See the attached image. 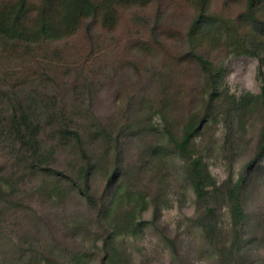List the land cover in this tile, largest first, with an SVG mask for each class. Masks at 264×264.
I'll list each match as a JSON object with an SVG mask.
<instances>
[{"label":"rangeland","instance_id":"1","mask_svg":"<svg viewBox=\"0 0 264 264\" xmlns=\"http://www.w3.org/2000/svg\"><path fill=\"white\" fill-rule=\"evenodd\" d=\"M133 2L127 0L117 6L106 19L81 17L68 37L42 42L31 59L32 73L53 75L51 79L45 77L48 86L41 88L48 98H54L55 103L66 98L69 107L74 99L90 102L97 116L115 132L127 128L123 139L131 158L124 187L126 192H141L151 203L138 216L141 236L119 240L122 264H218L194 219L198 207L196 195L182 174L185 161L166 142L165 132L171 123L175 133L181 135L191 116L199 113L203 117L212 89L209 75L189 52L188 31L197 16L201 17L202 50L217 70L223 103L207 118L206 134L198 138V152L218 184L228 179L235 182L255 159L257 168L246 175L242 192L248 214L244 228L253 243L246 244L243 252L247 254L246 264H264V108L260 73L264 25L249 15L248 0ZM258 8V15L264 19V0ZM42 40L35 37L32 43L37 45ZM21 63L18 60L12 65ZM235 100L236 107L232 106ZM39 110L45 117L44 108ZM226 121L232 126L230 142L226 139ZM94 147L101 150L98 143ZM161 148L168 162L154 157L153 150ZM73 161L70 151L62 150L55 165L69 168ZM155 199L160 200L161 207L157 224L153 218ZM26 205L28 214L0 215V229L9 237L27 244L32 241L26 235L32 231L31 222L42 226L49 221L54 231L48 235L61 236L90 218L95 228H87L86 233L84 226L75 244L96 251L98 211L88 209L79 198L66 200L65 204L37 199ZM35 205L39 218L31 221L29 214L33 215ZM220 214L221 225L227 230L231 221L227 205ZM169 239L176 241V253ZM95 259L94 264L104 263L97 256Z\"/></svg>","mask_w":264,"mask_h":264},{"label":"trees","instance_id":"2","mask_svg":"<svg viewBox=\"0 0 264 264\" xmlns=\"http://www.w3.org/2000/svg\"><path fill=\"white\" fill-rule=\"evenodd\" d=\"M126 1L0 0V215L25 212L26 204L30 206L37 199L65 204L66 200L72 201L76 197L88 209L98 211L99 232L94 252L75 244L84 226L86 233L87 228L91 231L95 228L96 223L90 218L76 223L61 236L48 235L54 231L49 221L43 222L42 226L31 222L32 231L26 235L32 241L27 244L9 237L4 229H0V264H94L96 256L103 260V264H122L123 256L118 246L120 238L140 237L143 233L138 216L149 208L151 201L139 191L126 192L124 187L128 175L126 167L131 158L123 139L127 128L115 132L97 116L90 102L74 99L69 107L66 98H61L55 103L54 98H48L41 91L48 86L45 77L51 79L53 75L31 72L34 68L31 59L42 42L68 37L81 17L103 16L106 19ZM259 2L248 0L247 11L256 22L264 25V19L258 15ZM200 20L201 17L197 16L190 25L189 52L209 75L212 89L203 117L199 113L191 116L181 135H177L172 124L168 123L166 142L185 161L182 174L196 195L198 207L194 219L203 230V238L216 255L218 264H246L247 254L243 247L252 244L253 240L244 228L248 214L242 192L246 175L257 167L254 159L246 165L248 171L235 182L228 179L218 184L198 152V138L202 139L206 134L207 118L212 116V110L223 107L217 70L202 50ZM35 37L43 40L33 44ZM18 60H22L19 66L12 65ZM261 60L264 108V59ZM236 105L235 100L232 106ZM40 107L44 108L43 118ZM226 122V139L230 142L233 139L232 126ZM263 136L264 130L261 138ZM97 143L101 148L99 151L94 147ZM62 150L70 151L74 157L69 168L55 165ZM153 155L168 162L162 148L159 151L154 149ZM27 190H30L29 194H26ZM152 203L157 224L160 200L155 199ZM226 205L231 219L227 230L220 220V213ZM35 206L32 207L33 215L29 214L31 221L39 218ZM169 241L176 253V241Z\"/></svg>","mask_w":264,"mask_h":264}]
</instances>
